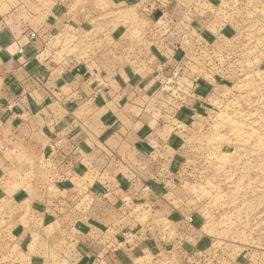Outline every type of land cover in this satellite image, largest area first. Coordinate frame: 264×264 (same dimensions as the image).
I'll return each instance as SVG.
<instances>
[{"label":"crops","instance_id":"1","mask_svg":"<svg viewBox=\"0 0 264 264\" xmlns=\"http://www.w3.org/2000/svg\"><path fill=\"white\" fill-rule=\"evenodd\" d=\"M45 1L50 6L37 13L39 0H0V201L13 208L0 218V260L4 255L8 264L23 256L27 264L166 259L156 250L160 228L169 221L173 236H185L181 215L188 208L172 203L181 193L172 192L168 200L171 185L161 180L178 179L175 122L188 121V110L169 104L162 92L163 106L150 114L144 102L163 76L159 82L146 80L131 64L108 73L107 50L97 57L40 58L49 33L85 15L73 2ZM31 31L38 36L31 39ZM154 47L156 64L170 57L173 46ZM93 77L106 83L97 97ZM8 169H42L48 179L9 193L1 182ZM141 212L148 213L145 219ZM125 229L138 235L126 248L109 250L108 239ZM144 235L152 237L145 242ZM248 259L255 264V257ZM171 260L190 264L180 251L172 252Z\"/></svg>","mask_w":264,"mask_h":264},{"label":"rangeland","instance_id":"2","mask_svg":"<svg viewBox=\"0 0 264 264\" xmlns=\"http://www.w3.org/2000/svg\"><path fill=\"white\" fill-rule=\"evenodd\" d=\"M66 2L80 5L85 15L74 22L64 21L49 33L40 58L61 61L78 53L97 57L107 50L108 73L117 65L131 64L146 80L172 79L151 89L144 102L150 114L162 105L165 91L161 87L172 92L171 100L165 94L169 103L188 110V121L178 118L175 122L181 125L175 128L181 144L173 169L178 179L167 198L171 201L174 191L181 193L172 203L188 208L181 217L191 222L182 230L185 236L176 237L165 221L156 250L163 251L166 259L156 255L145 264H174L171 254L178 251L190 253L185 258L190 264H247L251 256L255 264H263L264 0ZM37 4L33 9L38 13L50 1ZM154 46H173L170 57L155 64ZM172 60L175 64L169 68ZM162 62H167L166 71L155 69ZM41 170L8 169L1 182L10 193L34 180L47 181ZM12 209L7 200H1L0 218ZM140 214L145 219L148 213ZM162 245L167 246L162 249ZM198 251L209 254L194 260ZM14 259L15 264H27L24 256ZM0 264H8L5 255Z\"/></svg>","mask_w":264,"mask_h":264},{"label":"built area","instance_id":"3","mask_svg":"<svg viewBox=\"0 0 264 264\" xmlns=\"http://www.w3.org/2000/svg\"><path fill=\"white\" fill-rule=\"evenodd\" d=\"M60 1H63V0H60ZM174 32V30L172 29V31H171V33H173ZM38 36V32H36V31H31L30 33H29V37L31 38V39H34V38H36ZM18 52H22V48H19L18 49ZM166 63L167 62H162V64L161 65H159L158 67H156L155 69H161V70H164L165 69V71H166ZM164 73V72H163ZM165 74H167V73H165ZM175 74L174 73H172V78H173V76H174ZM165 78H167V77H165ZM93 81H96V84L93 86V88H92V95L93 96H98L99 94H101V91H102V89L106 86V83L105 82H103V83H97V78L96 77H93V79H92ZM166 81H167V83L169 82V81H171L172 79L171 78H167V79H165ZM165 80H162L159 84H161V83H163ZM166 83V82H165ZM108 86V85H107ZM161 90H163V91H165V93L167 94H169V96H168V98H169V100H171V99H173L174 97H173V94H172V92H168V90H164V88H162L161 87ZM170 102V101H169ZM178 103H180V102H178ZM169 104H171V103H169ZM181 125L180 124H178V125H176V128L177 127H180ZM161 183L162 184H170V185H174L175 183H176V178L174 177V176H165V177H162V180H161ZM185 220V222L188 224V223H190L191 222V218H189V219H184ZM138 234H137V232L135 231V230H133V229H125V230H119L118 232H115V234H114V236H113V238H109L108 240H110L109 242H107V244H110L109 245V250H111V251H113V252H117V251H119V250H122L123 248H126L128 245H129V243L137 236ZM112 239V240H111ZM209 253L208 252H204V254H202V252L201 251H198V253L197 254H195L194 253V255H196V256H194L195 258H194V260H200V258L202 257V255H208ZM201 255V256H200ZM191 255H190V253H186L185 254V258L186 259H188L189 257H190ZM194 262V261H193ZM197 261H195V263H196Z\"/></svg>","mask_w":264,"mask_h":264}]
</instances>
